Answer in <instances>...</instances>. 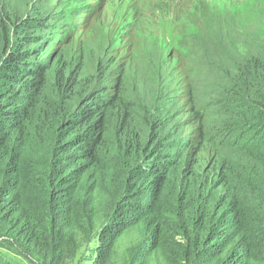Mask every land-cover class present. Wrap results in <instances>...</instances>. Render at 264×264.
<instances>
[{
  "label": "rangeland",
  "instance_id": "rangeland-1",
  "mask_svg": "<svg viewBox=\"0 0 264 264\" xmlns=\"http://www.w3.org/2000/svg\"><path fill=\"white\" fill-rule=\"evenodd\" d=\"M41 23H47L45 30L37 29ZM25 33L35 41L32 47L38 54L33 59L47 69L40 107L31 123L27 160H47L55 143L71 137L65 138L61 131L64 119L92 97L103 100L118 92L127 102V121L123 125L118 119L111 126L105 158L109 164L105 163L101 174L105 179L99 182L112 200L126 199L122 188L144 187L141 169L147 167V160L142 154L154 156L163 148L164 154L175 156L172 141L202 128L206 135V141L200 140L202 151L184 152L180 172L173 171L167 182L157 186V210L171 216L169 224L181 230L180 213L191 208L185 189L193 185L192 207L211 197L218 224L235 227L234 217L247 207L238 208L229 197L235 187L237 192L245 190L233 177L257 183L264 166L231 146L223 148L215 132L221 131L217 127L227 118L235 130L229 140L237 141L252 129L244 127L240 116L224 111L241 114L236 104L241 93L239 68L252 57L264 60V0H0V68ZM193 107L205 117L183 129L193 121L187 117ZM249 136L254 143L255 132ZM22 176L25 197L42 199V179L30 168ZM146 195L140 196L143 204L149 201ZM154 196L152 192L150 198ZM79 199L83 203L88 196ZM248 211L252 226L260 230L259 211L252 206ZM80 243L75 255L66 256L61 264H92L90 257L97 255L100 241L94 237ZM184 243L180 235L176 237L174 251H183ZM19 251L0 241L3 257L20 264H45L32 263ZM116 253L117 264H122L121 258L130 263V250L122 245ZM179 259V264H189L183 256Z\"/></svg>",
  "mask_w": 264,
  "mask_h": 264
},
{
  "label": "trees",
  "instance_id": "trees-1",
  "mask_svg": "<svg viewBox=\"0 0 264 264\" xmlns=\"http://www.w3.org/2000/svg\"><path fill=\"white\" fill-rule=\"evenodd\" d=\"M33 24L31 28L37 22ZM47 26L43 23L37 29L45 30ZM32 37L25 33L23 47L19 42L10 49L0 68V241L20 249L18 254L32 263L41 260L45 264H61L66 256L75 255L82 240L96 237L100 245L97 255L90 257L92 264H117L116 252L122 245L132 255L129 264H179L180 256L189 264H264V172L256 177L258 184L233 177L245 190L237 192L235 187L229 197L235 199L238 208L247 207L246 212L234 217L233 228L227 223L218 224L213 198H205L201 205L192 207L193 185L185 189L184 196L191 208L180 213L181 230L169 224L171 216L157 210V186L167 182L173 171L180 172L184 152L188 155L192 149L195 154L202 151V141H206L202 128L172 141V148L177 150L175 156L164 154L163 148L154 156L142 154L147 160V167H141L144 187L134 185L128 191L122 188L120 192H124L126 199L115 202L99 182L105 179L101 175L105 163L109 164L105 158L111 126L118 119L123 120V125L127 121V102L118 92L103 100L92 97L75 115L64 119V124L71 128L64 125L61 131L65 138L71 137L61 144L55 143L47 160H27L25 154L33 136L31 123L39 110L47 79L46 67L41 60L33 59L38 53L32 47ZM239 72L237 87L241 93L236 104L237 110L242 108L241 114L232 109L224 112L240 116L245 128L252 127L250 131L255 132L256 140H249L250 131L237 141L229 140L235 135L229 118L219 124L217 131H221L215 135L220 137L223 148L231 146L251 162L264 166V60L252 57ZM192 110L187 117L193 121L183 129L205 117L201 109ZM26 168L33 169L37 178L42 179V199L25 197L22 175ZM152 192L155 196L150 198ZM84 194L88 199L81 203L79 197ZM143 194L149 197L146 204L140 198ZM249 206L259 211L260 230L252 226ZM179 235L185 240L181 245L184 249L175 252L174 240ZM123 260L120 259L122 264ZM0 264L20 263L0 254Z\"/></svg>",
  "mask_w": 264,
  "mask_h": 264
}]
</instances>
